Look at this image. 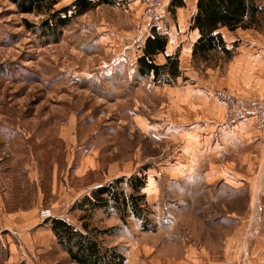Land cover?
I'll return each mask as SVG.
<instances>
[{"label":"rangeland","instance_id":"374dc122","mask_svg":"<svg viewBox=\"0 0 264 264\" xmlns=\"http://www.w3.org/2000/svg\"><path fill=\"white\" fill-rule=\"evenodd\" d=\"M163 1L148 25L145 0H113L75 16L54 36L26 27L42 14L0 0V236L17 246L10 264H76L58 245L51 218L80 229L87 223L102 247H117L123 264H249L245 252L236 260L234 245L247 236L258 250L264 241V175L253 173L264 166V124L251 115L230 123L216 95L260 100L264 90L232 93L228 84L239 74L232 73V56L217 51L191 55L189 70L168 81L138 75L151 30L167 40L177 25L174 0ZM185 90L211 97L215 114L201 137L174 134L192 131L182 120L204 111ZM217 169L225 179L206 181L205 172ZM134 175L144 182L141 215L119 211L111 199L88 208L84 197L119 177V189L133 191L127 179ZM255 184L262 189L254 191ZM29 211L37 223H27ZM4 217L16 223L3 228Z\"/></svg>","mask_w":264,"mask_h":264},{"label":"trees","instance_id":"16d2710c","mask_svg":"<svg viewBox=\"0 0 264 264\" xmlns=\"http://www.w3.org/2000/svg\"><path fill=\"white\" fill-rule=\"evenodd\" d=\"M22 12L34 11L43 17L37 22H25L26 27L37 29L42 35L59 34V28L70 23L72 18L80 15L101 3L113 2V0H72L70 3L55 7L60 0H8ZM198 11L192 22L198 28L200 36L194 42L192 48L193 57L206 58L209 53L221 50L227 57L230 51L224 47L221 35L215 32L218 27L226 26L234 29L237 26H246L248 22L255 21V13L260 8L254 0H197ZM249 18L247 22L245 19ZM166 37L159 31L152 29L145 38L141 48V54L136 60V72L140 76H151L153 80L168 81L178 76V53L166 55L162 63L155 60L157 54L162 53L166 46ZM124 178L114 179L104 186L93 190L90 196L84 200L88 208L97 206L106 207L112 200V205L119 211L129 207L133 213L141 215L140 203L144 194L140 189L144 185L142 177L134 175L127 179L132 187L128 194L119 189L120 182ZM106 195V196H105ZM51 230L58 245L66 250L69 258L76 264H123L124 256L117 247H102L96 238L97 233L91 232L87 223L83 229L77 228L62 218H51Z\"/></svg>","mask_w":264,"mask_h":264},{"label":"crops","instance_id":"0c3cea01","mask_svg":"<svg viewBox=\"0 0 264 264\" xmlns=\"http://www.w3.org/2000/svg\"><path fill=\"white\" fill-rule=\"evenodd\" d=\"M254 1L260 8L259 13H255V21L248 22L249 18L246 17L245 19H247L246 21L248 22L246 26H237L234 29H229L226 26H221L218 27L217 30H215V32L220 33L224 47L230 51L229 56H232L231 62L234 66L232 73L239 74L237 80L234 81L232 79V82L228 84L230 89L233 91L232 93L238 92L243 94L261 95L264 90V16L261 17V19L259 18L260 20L258 19V14L264 12V0H258V2L257 0ZM173 6V10L177 15V25L170 27V33L168 32L167 35V44L165 50L162 53H159L162 61L157 62L162 63L166 55L178 53V69L179 71H181L180 74H182V71L184 69L189 70L188 67L190 65V62L188 57L192 55L193 44L200 36L198 28L195 27L192 22L194 15L198 11L197 0H174ZM260 22L262 24H260ZM217 52H220L224 56H226L221 50H218ZM247 78H250L252 80V82H249L250 85L245 84V80ZM185 91L187 94L200 99V101L202 100L203 107L201 110L204 111L197 113L196 116L193 117V119H190V115L187 114V116L184 117L185 120H182V125L192 131L179 132V130H176L174 134L181 139H183V137L185 136L190 139L192 138V134L197 137H201L204 134L203 132H201V128H205L207 124L210 123L211 116L214 117L215 114L214 108L209 105L211 97L206 96L204 90ZM220 108L221 106L219 103V114L221 116ZM240 120L241 119H239L238 121ZM260 138H262V136H260ZM262 141L264 142V136L262 138ZM255 152L258 153V150H255ZM253 170V173L255 175H260V177L261 175H264V166H262L261 168L254 167ZM226 173V171L222 172V170L220 169H217V172H211L210 170L205 172V180H224V177H226ZM228 173L233 172L228 170ZM253 189L254 191H260V189L262 188L261 185L255 184L253 186ZM35 217H37V214L34 211H29V220L27 223H37L35 221ZM7 223L16 222L4 217L2 221V227L4 228L6 226L5 224ZM18 236L21 238L20 231H18ZM10 237L11 236L6 235L0 238V254L2 252L6 254V259L0 260V264H10L13 260V256H15L17 246L12 247L11 244H9L8 246L6 242ZM247 240V236H244L241 238V241H238V244L234 245L233 248L237 250V255L235 257L236 260H238L241 257L242 253L245 252L247 254L246 259L249 264H264V241L259 242V247L257 248L258 250H255L256 248H252L251 245L248 244ZM24 246L25 242L23 241V244L20 246V252L22 250L24 251Z\"/></svg>","mask_w":264,"mask_h":264},{"label":"built area","instance_id":"2783aa9c","mask_svg":"<svg viewBox=\"0 0 264 264\" xmlns=\"http://www.w3.org/2000/svg\"><path fill=\"white\" fill-rule=\"evenodd\" d=\"M147 6L143 18L150 17L144 25L156 21L160 16V9L164 5L163 0H145ZM143 26V24H142ZM216 95L226 105L225 117L230 123L243 118L246 115H251L257 123L258 127L264 124V98L260 100H245L238 98L225 90H218ZM46 215L45 211L41 212Z\"/></svg>","mask_w":264,"mask_h":264}]
</instances>
